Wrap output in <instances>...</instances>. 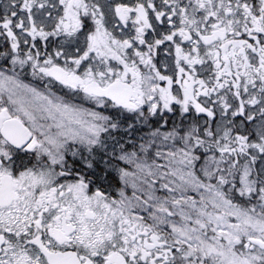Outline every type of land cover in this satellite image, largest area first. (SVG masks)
Listing matches in <instances>:
<instances>
[{
    "label": "snow or ice",
    "instance_id": "1",
    "mask_svg": "<svg viewBox=\"0 0 264 264\" xmlns=\"http://www.w3.org/2000/svg\"><path fill=\"white\" fill-rule=\"evenodd\" d=\"M0 264H264V0H0Z\"/></svg>",
    "mask_w": 264,
    "mask_h": 264
}]
</instances>
